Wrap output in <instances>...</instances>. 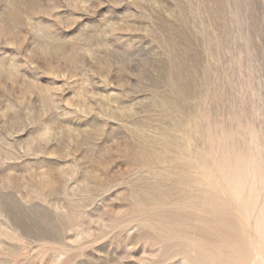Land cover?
Returning a JSON list of instances; mask_svg holds the SVG:
<instances>
[{
	"label": "rangeland",
	"instance_id": "rangeland-1",
	"mask_svg": "<svg viewBox=\"0 0 264 264\" xmlns=\"http://www.w3.org/2000/svg\"><path fill=\"white\" fill-rule=\"evenodd\" d=\"M187 136L242 251L152 191ZM263 216L264 0H0V264H264Z\"/></svg>",
	"mask_w": 264,
	"mask_h": 264
},
{
	"label": "bare ground",
	"instance_id": "bare-ground-1",
	"mask_svg": "<svg viewBox=\"0 0 264 264\" xmlns=\"http://www.w3.org/2000/svg\"><path fill=\"white\" fill-rule=\"evenodd\" d=\"M192 134L194 133H191V136ZM192 141H193L192 138L189 139V136H187V138H185V145L180 147L178 152L176 151L177 152L176 156L174 158L170 157L168 159V163L171 166V168L175 169L172 170V172L178 173L179 176L178 179L174 181L175 186L169 188V191L166 193H161V192L159 193V189L155 187L152 188V191L157 193L158 195L164 194L165 197L174 196V198H177L176 201L177 204L179 205L178 206L179 208L176 209L177 211L175 213H170V215H174L176 216V218L186 221L192 220V218L199 220L208 219L210 222L213 221L215 225L210 229V231L209 230L208 231L211 232V234H218L219 238L221 239L220 241L222 244L221 249L230 247L231 249L242 251L243 247H245L246 244L245 242H243L242 245L241 244L242 241L237 236H234L235 232H232L234 230L230 229L229 220L226 215V212H228L229 208L233 207L236 211L241 210L239 204L240 195L236 187L234 186V182H233L235 177L233 176L228 177L227 175L226 176L222 175L221 179L220 177L216 179V176L214 179L213 178L210 179V177H208L209 174H207L208 172H206L209 171L208 169H210L209 159L206 156V154L202 151V149H200L199 147L196 148L193 147L194 145ZM163 143H167V142H163ZM168 148H170V146ZM199 168L204 169L205 172L202 173L200 172L196 174V176L191 174L192 169H199ZM167 169L168 171L170 170L169 168ZM211 188H213V190ZM141 190H143V188ZM137 196L138 197L136 201L141 204V202L144 201L145 198L142 195H137ZM187 206L195 210V213L194 211H190V212L186 211L185 209L187 208ZM187 213L189 214L187 215ZM185 248L188 249L186 246ZM205 249L200 246L196 247V249H194L196 254L195 253L194 254L197 255L198 257H203L205 256L206 253Z\"/></svg>",
	"mask_w": 264,
	"mask_h": 264
}]
</instances>
